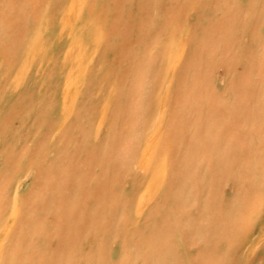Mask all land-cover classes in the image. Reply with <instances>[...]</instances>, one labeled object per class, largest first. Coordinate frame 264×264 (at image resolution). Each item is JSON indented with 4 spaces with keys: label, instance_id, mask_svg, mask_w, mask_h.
<instances>
[{
    "label": "rangeland",
    "instance_id": "rangeland-1",
    "mask_svg": "<svg viewBox=\"0 0 264 264\" xmlns=\"http://www.w3.org/2000/svg\"><path fill=\"white\" fill-rule=\"evenodd\" d=\"M0 264H264V0H0Z\"/></svg>",
    "mask_w": 264,
    "mask_h": 264
}]
</instances>
